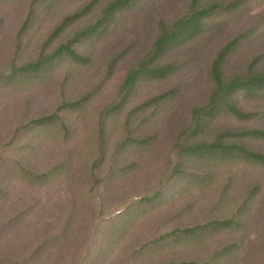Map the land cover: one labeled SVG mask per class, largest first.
Returning a JSON list of instances; mask_svg holds the SVG:
<instances>
[{
  "label": "rangeland",
  "instance_id": "obj_1",
  "mask_svg": "<svg viewBox=\"0 0 264 264\" xmlns=\"http://www.w3.org/2000/svg\"><path fill=\"white\" fill-rule=\"evenodd\" d=\"M108 1L84 10L90 0H0V264H264V164L175 149L192 109L210 93L218 49L260 23L225 62L223 75L243 74L255 56L264 72V0H244L236 16L170 46L159 63L178 68L138 80L106 119L101 138L100 110L160 25L182 16L189 0H135L78 42L84 62L65 54L6 76L92 23ZM78 10L81 16L51 37ZM163 93L157 105L140 107ZM83 96L84 103L73 104ZM64 102L70 105L61 108ZM233 103L256 115L240 121L219 114L189 142L209 141L222 130L264 132V96L241 93ZM39 117L49 119L29 123ZM240 143L264 155V134ZM16 162L49 175L30 181ZM155 190L156 198L144 200Z\"/></svg>",
  "mask_w": 264,
  "mask_h": 264
},
{
  "label": "trees",
  "instance_id": "obj_2",
  "mask_svg": "<svg viewBox=\"0 0 264 264\" xmlns=\"http://www.w3.org/2000/svg\"><path fill=\"white\" fill-rule=\"evenodd\" d=\"M96 1L98 0H90L89 6H86L84 10L89 9L96 3ZM134 1L135 0L108 1L92 23L75 32L66 42L55 47L52 52L48 54H40L38 58L32 62L19 66L14 65L11 68L10 73L7 74L6 80L19 75L22 72L39 69L42 65L54 62L55 59L65 54H68L75 60L84 62L86 60L85 57L79 55L75 50V46L78 42L96 32L98 27L104 26L115 13L126 10V8L131 6ZM202 1L203 0H189L188 8L182 16L175 19L168 26L163 24L160 25V32L150 49L127 70L115 98L100 110L98 126L101 138L104 137L105 134L104 131L107 125L106 119L109 116L115 115L120 107L126 102L138 80L163 78L170 75L178 68L179 64L177 62L168 64L159 63L160 58L167 52L170 46L178 42L182 43L190 40V38L201 33L208 23L209 25L211 24V26H214V22L221 21L226 15L231 16L232 14H235L236 16V12L244 0H235L234 2L225 5L217 3L203 4ZM83 12L84 11L82 10H78L73 14L65 16L55 28L51 37L55 36L67 24L81 16ZM27 22L28 21L26 20L23 24L21 32L25 30ZM261 27V23L256 24L236 34L226 41L214 55L209 67V79L212 88L205 103L192 109L189 125L178 136L175 149H178L179 152L199 154L208 153L210 156H221L222 158L225 157V159L242 156V158H246L247 160L264 164V155L262 153L250 150L240 143V140L249 136H263L264 132L258 129H241L236 131L222 130L209 141L198 143L189 142L191 137L202 130L204 124L208 120L213 119L219 114H228L240 121L250 120L256 115L240 109L235 103H233V97L235 95H240L241 93L244 94L245 97L264 96V72L256 69L260 57H253L249 62L247 70L243 74L231 76L229 78L224 77L223 66L228 58L233 56L246 41L252 38L256 32L260 30ZM165 95L167 96L168 94L163 93L162 95L150 98L144 101L140 107L148 108L152 105H157L156 103L165 98ZM89 96H87V98ZM85 99L86 96H83L80 100L73 102V104L80 105L86 101ZM68 105H70V103L64 102L60 107L64 108ZM52 116H56V114H53ZM47 119L49 118L43 119L42 117H39L29 123L36 124ZM16 164L20 167V171L23 172L24 176L30 181H44L49 175V173L46 172H31L19 162H16ZM97 166L98 162L96 161L95 167ZM158 194L159 190H155L151 196L144 197V200L150 201L151 199L156 198Z\"/></svg>",
  "mask_w": 264,
  "mask_h": 264
}]
</instances>
